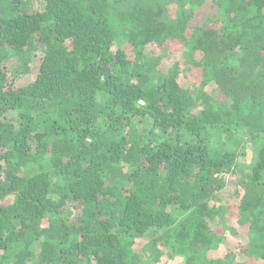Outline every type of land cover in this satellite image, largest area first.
Masks as SVG:
<instances>
[{
	"label": "trees",
	"instance_id": "obj_1",
	"mask_svg": "<svg viewBox=\"0 0 264 264\" xmlns=\"http://www.w3.org/2000/svg\"><path fill=\"white\" fill-rule=\"evenodd\" d=\"M119 1L0 0V264H147L134 246L148 234L210 264L211 202L231 174L264 264V0H164L173 21L157 0ZM116 24L128 46L114 50ZM173 42L202 55L189 64L217 109L180 85L178 63L158 70L149 48ZM37 48L17 85L7 61L31 73Z\"/></svg>",
	"mask_w": 264,
	"mask_h": 264
},
{
	"label": "rangeland",
	"instance_id": "obj_2",
	"mask_svg": "<svg viewBox=\"0 0 264 264\" xmlns=\"http://www.w3.org/2000/svg\"><path fill=\"white\" fill-rule=\"evenodd\" d=\"M113 3V11L118 12L125 9V4H122L119 0H110ZM157 0L158 5L165 9L164 16L169 21L175 20L179 13V4L174 1H161ZM40 8V7H39ZM220 25V22H218ZM116 31V44L113 49L117 50L128 46V40L123 36L119 26H114ZM157 55L162 56L161 63L158 70L163 74H167L175 68L176 63L179 64L180 73L178 75V81L180 85L188 89L192 95H196L199 91H205L206 94L212 98L211 106L217 109L220 103V94L216 85L210 82L206 85L198 79L199 74L194 65L191 63L194 59L196 61L202 58L201 54L191 53L189 50L180 43H170V47L167 50H160L157 47L149 48ZM35 58L29 63L28 67L31 73H26L25 65L22 59L11 58L7 61L8 72L10 78H14L13 81L17 85H26L33 81L36 71L38 70L41 58L43 56L42 49L37 48L33 53ZM200 108V107H199ZM198 108V109H199ZM242 131L238 132V136H242ZM251 150L239 149L237 162L243 166V170L248 171V166L252 164ZM239 174L225 175L223 176L224 184L218 193H216L211 204L216 205L221 210V217H217L216 221V233L218 239H220L216 248L207 251L204 255L205 259L211 264H233L235 262H242L246 264H263V262L254 256H250L248 251L259 245V234L252 231L250 222L245 216L242 215L240 210V197L243 190L238 186ZM57 179H55L56 181ZM240 192V193H239ZM9 201L12 197L8 198ZM74 212V210L68 209ZM152 235L148 234L145 239H138L134 246V250L138 252L147 264H184L186 256L189 254V250L180 249L178 245H166L151 249L150 241ZM0 255L2 252L0 251ZM159 256V260L156 261V257Z\"/></svg>",
	"mask_w": 264,
	"mask_h": 264
}]
</instances>
